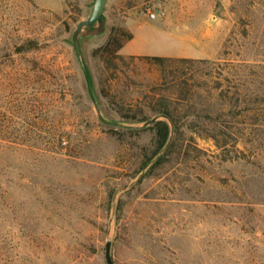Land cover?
<instances>
[{"label": "rangeland", "instance_id": "obj_1", "mask_svg": "<svg viewBox=\"0 0 264 264\" xmlns=\"http://www.w3.org/2000/svg\"><path fill=\"white\" fill-rule=\"evenodd\" d=\"M94 1L0 0V264H107L108 241L113 264H264V0H108L79 38L100 112L73 38ZM128 18L141 55L195 60L162 148L145 122L175 87L93 55ZM101 93L149 119L109 126Z\"/></svg>", "mask_w": 264, "mask_h": 264}, {"label": "trees", "instance_id": "obj_2", "mask_svg": "<svg viewBox=\"0 0 264 264\" xmlns=\"http://www.w3.org/2000/svg\"><path fill=\"white\" fill-rule=\"evenodd\" d=\"M133 38V33L123 27H111L106 36L104 43L94 49L93 55L99 57L107 69H116L120 62L124 60V57L119 54L121 48ZM145 60L154 64L159 70V81L162 84L169 85L172 84L173 92L176 93L178 97L168 96L166 93H158L157 98L154 99V105L152 106L151 112L156 116H163L166 119H161L149 126L150 128H156L157 130V142L159 148H162L171 134V125L175 127V131L178 130L177 123L179 119L175 112V107L173 102H177L180 99L186 100L191 94L190 79L187 77V72L184 68H181L179 64H193L195 60L189 58H171L163 56H143ZM192 77V76H191ZM216 89H220L219 95L221 98L226 97L227 92L224 88L217 86ZM106 98L107 101L99 99V106L103 114V122L111 127H114L120 123L135 124L139 122H144L148 120V114L141 108L132 110L124 109L117 111L112 107V103L105 94L100 95ZM169 121V122H168ZM123 131L131 133L132 131H139L141 129L131 128L129 126L120 127Z\"/></svg>", "mask_w": 264, "mask_h": 264}, {"label": "water", "instance_id": "obj_3", "mask_svg": "<svg viewBox=\"0 0 264 264\" xmlns=\"http://www.w3.org/2000/svg\"><path fill=\"white\" fill-rule=\"evenodd\" d=\"M107 2H108V0H95L94 4H93V9H92L90 15L78 23L76 30L74 32V36H73L75 50L77 52L80 64H81L83 72L85 74V78L87 81V86L89 88V92L93 98V102H94L95 107H96L98 112H100V110H99L96 99L93 97L90 78H89L88 71H87V68L85 66L81 51H80L79 38L94 23H96V22L103 23L104 10H105ZM156 121H157V117L152 118V119L145 122V126H149V125L155 123ZM105 256H106L107 264H113V260L111 257V241H108L106 244Z\"/></svg>", "mask_w": 264, "mask_h": 264}, {"label": "crops", "instance_id": "obj_4", "mask_svg": "<svg viewBox=\"0 0 264 264\" xmlns=\"http://www.w3.org/2000/svg\"><path fill=\"white\" fill-rule=\"evenodd\" d=\"M142 18V17H141ZM131 20H135V18H128L125 22V26L127 29L128 28V24L130 23ZM156 21L155 24L152 23L153 26H156L158 28V30H160L161 34L165 37H167L168 39H174V40H180L181 42L184 41L185 39L190 40L191 36L188 35H184L185 32V22L182 20V22H179V26L176 25H172L171 23H169L168 21ZM182 24V25H181ZM130 30V29H129ZM131 31V30H130ZM133 33V38L128 41L120 50V54L124 55V56H148V55H141V53L139 51L134 50V47H131L130 44H132L135 39H136V35ZM129 45V46H128ZM182 51H179V54L176 56H188L191 55L189 52H185L183 50V48L181 49ZM165 57H175L172 55L169 56H165Z\"/></svg>", "mask_w": 264, "mask_h": 264}, {"label": "built area", "instance_id": "obj_5", "mask_svg": "<svg viewBox=\"0 0 264 264\" xmlns=\"http://www.w3.org/2000/svg\"><path fill=\"white\" fill-rule=\"evenodd\" d=\"M164 13H161V15H163ZM159 15H157L156 13H154V12H150L149 13V17L151 18V19H156L157 17H158Z\"/></svg>", "mask_w": 264, "mask_h": 264}]
</instances>
